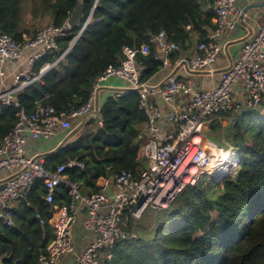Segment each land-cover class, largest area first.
<instances>
[{
	"label": "trees",
	"instance_id": "1",
	"mask_svg": "<svg viewBox=\"0 0 264 264\" xmlns=\"http://www.w3.org/2000/svg\"><path fill=\"white\" fill-rule=\"evenodd\" d=\"M27 1L0 0L3 29L17 40L24 35L35 37L39 11L48 14L52 24L63 26L78 5V0H31L34 7L26 12L23 5ZM94 3L84 1L85 17ZM93 18L72 46L81 25L68 28L58 39V49L34 64L33 73L40 74L45 65L58 61L15 95L22 108L33 111L40 104L67 113L78 109L88 100L98 77L110 65L123 63L125 46L139 49L150 43V53L138 58L145 65L141 81L152 84L164 67L151 42L153 36L166 31L169 40L185 50L193 33L206 41L213 26L212 15L205 13L199 0H99ZM261 109L243 110L235 116L233 142L239 150L240 167L236 176L223 180L216 197L210 196L212 181L204 185L200 180L186 187L168 209L157 212L154 234L140 232L137 238L118 241L102 264H264V107ZM19 110L13 104H0V141L14 127ZM100 115L102 125L99 119H92L71 142L44 159L50 170L71 159L82 161L84 167L67 168L65 174L68 182L79 183L80 192L88 196L100 191L97 182L101 177L135 171L146 139L147 116L140 109L138 91L108 97ZM70 190L66 183L60 184L49 203L44 198L45 184L35 182L15 206L14 225L0 223L2 264L37 263L54 237L55 206L71 204ZM134 226L131 222L130 230L137 233Z\"/></svg>",
	"mask_w": 264,
	"mask_h": 264
},
{
	"label": "built area",
	"instance_id": "2",
	"mask_svg": "<svg viewBox=\"0 0 264 264\" xmlns=\"http://www.w3.org/2000/svg\"><path fill=\"white\" fill-rule=\"evenodd\" d=\"M99 0L84 18L74 42L86 27L93 22V13ZM204 4L205 13L214 16L215 27L207 40L199 44L200 51L190 59L194 71H211L217 55L223 49L220 38L228 29L234 28L240 20L243 9L237 0H199ZM70 26L48 24L41 27L35 37L17 40L3 29L0 21V83L6 81V71L2 65L7 60L27 58V67L18 73L11 85L0 91V104L20 107L17 122L12 130L0 141V223L14 225L15 205L32 190L36 181L45 184L47 202L53 203L57 187L66 183L70 186V205L55 206L51 225L54 237L47 251L41 254L36 264H58L64 257H72L73 264H102L111 257V249L124 239L137 238L130 230V223L142 219L147 211L159 212L168 209L176 197L186 187L195 185L204 177H234L240 167V155L236 146H222L208 137L204 126L220 113L241 112L246 109L264 107V24L252 33L241 46L238 58L221 70L218 83L210 89H196L191 79L171 75L159 87V93L170 106L167 121L172 129L161 133L156 124L161 111L148 102L152 86L141 81L145 68L139 54L150 53V43L139 49L123 48L125 60L119 66L110 65L97 79L88 100L78 109L67 113L53 106L38 105L33 111H26L15 100V95L26 86L40 79L55 63L47 64L40 74L33 73L34 64L47 53L58 49V39L67 34ZM162 56H157L163 66H169L174 50L180 46L169 41L165 31L151 38ZM68 50L64 52V56ZM120 77L129 85L114 92L122 97L131 91L140 93V109L146 116L148 141L142 149L144 164L135 171L123 170L109 175L100 184L98 193L91 196L80 192L79 183L68 182L67 168L84 167L78 159L60 164L56 170L45 166L42 156L27 154L29 138L48 139L57 129L69 132L86 120L95 119L100 110L96 107L98 88L102 82L112 77ZM239 84L245 92L240 99L234 92ZM183 98L184 106H177L178 98ZM76 121V126L74 122ZM82 121V122H81ZM100 125L102 120L98 121ZM217 182V183H218ZM86 207L83 229L89 238L81 245L75 239V227L81 210ZM40 217V215H38ZM41 223L44 219L40 217ZM0 264H2L0 262Z\"/></svg>",
	"mask_w": 264,
	"mask_h": 264
},
{
	"label": "crops",
	"instance_id": "3",
	"mask_svg": "<svg viewBox=\"0 0 264 264\" xmlns=\"http://www.w3.org/2000/svg\"><path fill=\"white\" fill-rule=\"evenodd\" d=\"M254 3L262 4V7L250 8L248 12L244 14L243 17H241L240 20L236 22V25L234 26V28L228 29L225 32V34L220 38V43L223 46V49L217 55L215 62L212 64L211 71L207 70V71L200 72V71H194V69L191 68L190 59L194 57L195 55H197V53L200 51L199 44L203 42L199 40V37L196 33H193L191 36L188 49L183 50V49H180L179 47L178 49L174 50L170 58L169 66H164L152 78V84L148 83L152 86V91L149 93V96H148V102L154 107H157L162 113V116L159 117L156 121V124L160 128L161 133L162 132L165 133L166 130L172 129V125L167 121V112L169 111L170 106L164 101L161 94L159 93V89H157L156 87L162 84L164 81L166 82L168 77L171 75H174V76H177L183 79H191L196 89L204 90V89H210L214 87L219 81L221 70H223L226 66L230 65L233 61H235L238 58L241 46L244 43V41L247 39V37H249L252 33L257 31L258 28L262 24H264V0H237V5L240 6L243 9V11L247 6H250L251 4H254ZM201 6L204 9L203 3L201 4ZM211 15H212L213 26L209 30L208 34L215 27L214 16L213 14ZM25 37H28V36L24 35V38ZM170 42H173V41H170ZM173 43H176V42H173ZM159 50L160 49L156 47V51L158 53L157 56L161 57L162 54H161V51ZM29 53L30 51L27 54ZM26 55L24 58L19 59V60H7L2 65L3 69L6 71L7 76H6L5 83L4 84L0 83V91L4 90L7 86L11 85L14 77L27 67ZM0 66H1V62H0ZM128 85H129L128 81L120 77H116V76L108 79L107 81L102 82L98 88V94L96 97V105H95L96 109L98 108V106H99V109H101L103 103L108 99V97L114 95V92L120 89L126 88ZM234 92L237 95V97H239L240 99L244 98L245 92L241 84H239L238 86L234 88ZM182 100H183L182 97L178 98L177 100V106L179 108H182V106H184V103ZM96 119L102 120L100 112L98 116L96 117ZM212 120L213 118L210 121ZM75 123L76 121L74 122V124ZM208 123H206L204 126L205 130L207 128ZM69 132H64L60 129H57L56 133L48 139L38 140V139L29 138L28 143H27V154L35 158L38 156H42V154H47V152H50L51 150L56 148L64 140L67 134H69ZM74 137L72 139H74ZM145 137L146 139L139 151V157H138L139 164H144L145 162L142 157V149L144 145L147 143L148 138H149L148 135H146V127H145ZM72 139L68 141L67 143L71 142ZM218 144L223 146V144H220V143ZM47 156H42V158L45 159V157ZM105 179L106 177H101L97 182L98 185L104 183ZM17 204L15 206H17ZM84 215L85 214L81 210L80 216L78 218V221L75 227V239L78 242V244L81 245V248L83 247L85 243V239L89 238L88 234L83 229ZM58 264H73V259L72 257L67 256V257H64Z\"/></svg>",
	"mask_w": 264,
	"mask_h": 264
},
{
	"label": "rangeland",
	"instance_id": "4",
	"mask_svg": "<svg viewBox=\"0 0 264 264\" xmlns=\"http://www.w3.org/2000/svg\"><path fill=\"white\" fill-rule=\"evenodd\" d=\"M39 1L40 0H38V2ZM23 6H25L26 12H30L34 7V3H33V1L28 0ZM37 6L40 8V10H42V6L40 4H38ZM37 17H38L37 18V26L39 27V29L45 25L52 24L50 16L48 14L42 15V11H39ZM26 20H28V19H26ZM244 110H253V109H246L245 108ZM260 110H262V109L260 108ZM238 113L239 112H233V113H225L226 116L225 115L214 116L213 120L208 123L207 128L205 130L208 137L215 139L220 144H223V146L226 145L225 147H228L231 145L234 146L233 134L236 132L234 128H235V124L237 121L235 119V116ZM245 131H246V128H244V133H245ZM202 180L204 181L203 182L204 185H207V183L210 181L214 182L213 184H211L212 189H211L210 196L216 197L220 193L221 186H223L222 185L223 180L221 182H218L217 178L210 179L208 177H204ZM156 214H157V212L149 210V211H147L146 215L142 219H140L134 223L135 226L133 227V229H135V227H136V229L138 230L137 234L141 232L143 235L148 236L150 234L155 233V231H156V223H155ZM213 214H214V216H216L215 211L213 212ZM138 236H139V234H138Z\"/></svg>",
	"mask_w": 264,
	"mask_h": 264
},
{
	"label": "water",
	"instance_id": "5",
	"mask_svg": "<svg viewBox=\"0 0 264 264\" xmlns=\"http://www.w3.org/2000/svg\"><path fill=\"white\" fill-rule=\"evenodd\" d=\"M84 1L85 0H78V5H77L76 9L72 12L71 16L67 20V24L70 27L79 26V25H81L82 21L84 20V18H85ZM256 7H262V4H255L254 3V4H251L250 6H247L244 9L241 17H243V15L246 14L250 8H256ZM57 62L58 61H56V63ZM164 83H165V81L162 84L158 85L156 88L158 89L159 87L163 86ZM98 109H99V106H98ZM86 124H87V121L84 120L81 125L76 127L74 130L70 131L69 134H67V136L64 138V140L56 148H54L50 152H47V154H42V156H47V155H51V154L58 152L61 148H63L67 144L68 141H70L74 136H76L77 133H79L81 131V129L85 127ZM82 212L84 214H86L88 212V209L86 207H84L82 209Z\"/></svg>",
	"mask_w": 264,
	"mask_h": 264
}]
</instances>
